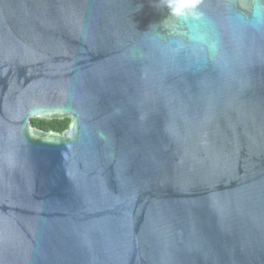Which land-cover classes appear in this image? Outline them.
Returning a JSON list of instances; mask_svg holds the SVG:
<instances>
[{
    "label": "water",
    "instance_id": "obj_1",
    "mask_svg": "<svg viewBox=\"0 0 264 264\" xmlns=\"http://www.w3.org/2000/svg\"><path fill=\"white\" fill-rule=\"evenodd\" d=\"M254 6L0 0V264H264Z\"/></svg>",
    "mask_w": 264,
    "mask_h": 264
},
{
    "label": "clouds",
    "instance_id": "obj_2",
    "mask_svg": "<svg viewBox=\"0 0 264 264\" xmlns=\"http://www.w3.org/2000/svg\"><path fill=\"white\" fill-rule=\"evenodd\" d=\"M202 0H163L164 6L169 14L178 19L198 21L203 13L199 10ZM250 23L254 27L264 26V0H255V6L252 9ZM193 39L202 43H207L210 49L215 45L208 41L206 34L196 33Z\"/></svg>",
    "mask_w": 264,
    "mask_h": 264
},
{
    "label": "trees",
    "instance_id": "obj_3",
    "mask_svg": "<svg viewBox=\"0 0 264 264\" xmlns=\"http://www.w3.org/2000/svg\"><path fill=\"white\" fill-rule=\"evenodd\" d=\"M32 123L35 128L45 132L64 133L69 129L71 120L64 119V120L47 121V120L34 119Z\"/></svg>",
    "mask_w": 264,
    "mask_h": 264
}]
</instances>
